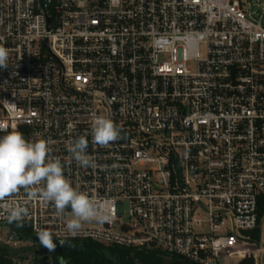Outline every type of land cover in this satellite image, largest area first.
I'll return each instance as SVG.
<instances>
[{"label": "built area", "instance_id": "2783aa9c", "mask_svg": "<svg viewBox=\"0 0 264 264\" xmlns=\"http://www.w3.org/2000/svg\"><path fill=\"white\" fill-rule=\"evenodd\" d=\"M0 46V125L50 141L72 185L112 215L73 235L21 190L0 201V245L25 248L29 230L187 264L257 256L246 233L264 191V0H0ZM102 112L121 130L105 147L91 137ZM84 134L94 167L68 152ZM11 204L28 209L22 223L7 220ZM27 247L12 264L43 253Z\"/></svg>", "mask_w": 264, "mask_h": 264}, {"label": "clouds", "instance_id": "9594fccd", "mask_svg": "<svg viewBox=\"0 0 264 264\" xmlns=\"http://www.w3.org/2000/svg\"><path fill=\"white\" fill-rule=\"evenodd\" d=\"M9 50L0 46V68H6ZM0 201L23 190L28 196H39L46 204L51 203L57 215L64 218L67 231L76 234L82 222L103 223L112 218L107 206L91 199L89 195L74 187L64 174L60 158L51 155L50 141L27 139L23 132L11 131L0 125ZM120 128L106 116L96 117L91 124L92 142L108 146L120 138ZM87 134L69 141L70 158L81 167H94V160L87 154ZM71 209L65 215L68 209ZM7 220L22 223L28 216V209L11 204L6 206ZM41 244L49 249L55 247L49 233H38Z\"/></svg>", "mask_w": 264, "mask_h": 264}, {"label": "trees", "instance_id": "16d2710c", "mask_svg": "<svg viewBox=\"0 0 264 264\" xmlns=\"http://www.w3.org/2000/svg\"><path fill=\"white\" fill-rule=\"evenodd\" d=\"M264 217V196L259 200L258 218L259 226ZM259 226L253 232L248 233L250 240L255 243L259 235ZM33 243L38 244L44 252L48 251L53 264H115L110 260V256L115 257L117 264H172L175 257H163L152 254L151 251L135 249H124L117 247H105L93 241L66 240L56 241L53 249L43 246L38 238L29 230L24 231ZM135 253V255H133ZM0 264H12L11 256L7 251L0 250ZM239 264H255L253 258H247Z\"/></svg>", "mask_w": 264, "mask_h": 264}, {"label": "water", "instance_id": "95a60500", "mask_svg": "<svg viewBox=\"0 0 264 264\" xmlns=\"http://www.w3.org/2000/svg\"><path fill=\"white\" fill-rule=\"evenodd\" d=\"M51 19H48V22L50 23ZM0 250L2 251H7L12 258H17L18 260H23L24 257H28L32 255L31 248L30 247H25L20 250H14L11 249L5 245H0ZM152 254L158 255V256H163L167 257V255L161 251H151ZM110 260L117 264L116 258L110 256ZM51 258L49 256V253L47 250H45L42 255L39 257L38 261H36L34 264H51ZM172 264H187L182 261H174Z\"/></svg>", "mask_w": 264, "mask_h": 264}, {"label": "crops", "instance_id": "0c3cea01", "mask_svg": "<svg viewBox=\"0 0 264 264\" xmlns=\"http://www.w3.org/2000/svg\"><path fill=\"white\" fill-rule=\"evenodd\" d=\"M251 232H253V231H251ZM248 233H250V232H248ZM248 233H246V236H247V238L250 239V237L247 235ZM255 243L257 245V256L255 258H253L254 262H255V264H264V217L261 220V223L259 226V235H258ZM234 260H236L235 263H234ZM234 260H233V264H239L244 259L236 258Z\"/></svg>", "mask_w": 264, "mask_h": 264}, {"label": "rangeland", "instance_id": "374dc122", "mask_svg": "<svg viewBox=\"0 0 264 264\" xmlns=\"http://www.w3.org/2000/svg\"><path fill=\"white\" fill-rule=\"evenodd\" d=\"M202 56L204 57V52H202ZM189 67H190V69H191L192 72H195L196 69H197V65H196V63H191ZM102 113H103V115L107 116V113H106V112H102ZM141 169H144V168H141ZM263 196H264V191H263ZM263 196H262V197H263ZM125 209H126V211H127V206H125ZM203 217H204L203 219H205V215H203ZM127 220H128V217H127V215H126L125 217H123V218L120 220V222H121V223H126ZM8 231H9V229H5V235L8 233ZM22 235H23L26 239L29 240V237H28L27 235L25 236L24 231L22 232ZM30 243H32V242H29V241L25 242V243H24V247H27ZM135 251H140V250H139V249H135ZM133 255H135V253H134ZM235 262H236V260H234V263H235ZM29 264H32V262H30ZM224 264H227V263L225 262Z\"/></svg>", "mask_w": 264, "mask_h": 264}, {"label": "flooded vegetation", "instance_id": "af4514ba", "mask_svg": "<svg viewBox=\"0 0 264 264\" xmlns=\"http://www.w3.org/2000/svg\"><path fill=\"white\" fill-rule=\"evenodd\" d=\"M39 257H35L34 260L32 261V264H34L36 261H38Z\"/></svg>", "mask_w": 264, "mask_h": 264}]
</instances>
